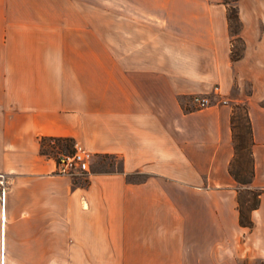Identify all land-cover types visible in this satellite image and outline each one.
Returning a JSON list of instances; mask_svg holds the SVG:
<instances>
[{
	"label": "crops",
	"instance_id": "1",
	"mask_svg": "<svg viewBox=\"0 0 264 264\" xmlns=\"http://www.w3.org/2000/svg\"><path fill=\"white\" fill-rule=\"evenodd\" d=\"M237 5L233 60L223 0H0V264H264L229 171L244 102L264 189V0ZM41 136L122 167L82 183Z\"/></svg>",
	"mask_w": 264,
	"mask_h": 264
},
{
	"label": "trees",
	"instance_id": "2",
	"mask_svg": "<svg viewBox=\"0 0 264 264\" xmlns=\"http://www.w3.org/2000/svg\"><path fill=\"white\" fill-rule=\"evenodd\" d=\"M227 5V18L232 38V59H240L245 50V40L241 35L243 21L237 5L238 0H223ZM264 105V101L262 102ZM231 124L234 141V157L230 162L229 171L238 182V208L239 221L242 226L254 228L255 222L252 212L261 204L264 189L254 188L252 182L256 175L255 157L253 146L255 144L252 118L249 106L244 102L233 104ZM75 140L70 137L41 136L40 144L43 154L55 157L59 163V157L52 155L54 149L73 153L75 151ZM52 148V149H50ZM145 174L133 172L128 174L131 181L135 176Z\"/></svg>",
	"mask_w": 264,
	"mask_h": 264
},
{
	"label": "built area",
	"instance_id": "3",
	"mask_svg": "<svg viewBox=\"0 0 264 264\" xmlns=\"http://www.w3.org/2000/svg\"><path fill=\"white\" fill-rule=\"evenodd\" d=\"M199 106L208 105L211 99L208 96L197 95L194 97ZM93 154L88 151L82 144L75 143V151L71 153L62 152L59 155V171L64 174L75 175L74 171L89 172L91 170V159ZM5 175L0 174L1 184H5Z\"/></svg>",
	"mask_w": 264,
	"mask_h": 264
},
{
	"label": "rangeland",
	"instance_id": "4",
	"mask_svg": "<svg viewBox=\"0 0 264 264\" xmlns=\"http://www.w3.org/2000/svg\"><path fill=\"white\" fill-rule=\"evenodd\" d=\"M107 1V0H102ZM52 149V148H50ZM66 151H60V149H54L52 155H56L59 157L60 153ZM122 167V160L117 155H99L93 156L91 159V169L101 170V171H115L120 170ZM76 180L85 183L86 182V175L83 172H79L77 169L74 171ZM143 175H138L133 178V180L140 181L143 180Z\"/></svg>",
	"mask_w": 264,
	"mask_h": 264
}]
</instances>
